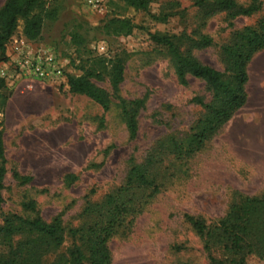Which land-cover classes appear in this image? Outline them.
<instances>
[{
    "label": "rangeland",
    "instance_id": "1",
    "mask_svg": "<svg viewBox=\"0 0 264 264\" xmlns=\"http://www.w3.org/2000/svg\"><path fill=\"white\" fill-rule=\"evenodd\" d=\"M6 1L0 0V8ZM237 1L245 6L260 2L261 10L252 17L236 18L230 27L225 12L203 25L194 0H153L147 12L136 11L122 0H103L100 8L88 0H49L58 16L45 21L40 38L27 39L21 23L5 52H0V78L3 71L7 74L0 100L7 169L2 210L35 216L24 205L34 201L36 212L46 221L60 217L67 230L62 251L68 249L73 241L70 229L93 220L84 208L124 185L131 167L143 161L158 139L173 132L189 133L203 114L193 99L209 100L200 79L189 77L187 84L179 81L167 48L153 43L148 33L190 34L200 29L215 44L194 50V55L224 70L220 46L230 39L232 30L256 26L264 17V0ZM162 7L174 15L156 23L151 15L159 14ZM183 7L188 8L186 12ZM113 17L129 18L145 29L128 36L108 35L103 26ZM21 41L54 52L65 65V81L49 83L18 72L12 60ZM100 43L110 56L118 54L125 66L116 91L106 75L92 78L110 95L107 111L72 92L67 78L101 68L94 64ZM249 75L246 105L190 159L170 157L161 166L159 193L110 239L112 264H209L203 241L186 214L216 221L237 193H264V51L250 65ZM117 95L145 100L136 139L129 138ZM21 175L32 180L23 182ZM6 250L2 247L3 253ZM214 255L227 257L220 248ZM247 262L264 264L256 255L248 256Z\"/></svg>",
    "mask_w": 264,
    "mask_h": 264
},
{
    "label": "trees",
    "instance_id": "2",
    "mask_svg": "<svg viewBox=\"0 0 264 264\" xmlns=\"http://www.w3.org/2000/svg\"><path fill=\"white\" fill-rule=\"evenodd\" d=\"M122 1L142 12L149 11L153 3V0ZM178 5L181 6L180 3ZM193 6L200 10L203 25L210 17L225 12L230 18V27L235 26L236 18L252 17L261 10L260 2L245 6L237 0H194ZM187 9L183 7L182 11L186 12ZM168 10L162 7L159 14L151 15L153 21H168L174 15ZM57 16V9L49 0H7L0 8V52H5L21 23L24 36L29 40H37L42 35L45 21ZM103 29L111 36H128L145 28L129 18L113 17L105 22ZM148 34L157 46L167 48L182 84H187L189 77L205 83L209 100L202 96L193 99L203 109L202 116L189 133L179 135L173 132L158 139L143 161L131 167L124 185L107 195L103 201L88 204L84 211L93 220L70 229L73 241L65 251L62 248L67 230L60 217L52 222L46 221L36 212L34 201L24 205L26 210L36 213L35 216L5 213L1 208L7 169L3 122L0 120V264H112L108 245L110 239L120 227L132 222L135 215L143 210V206L159 193L162 186L159 179L162 175L161 166L166 160L170 157L190 159L246 105L249 67L255 57L264 51V17L256 26L232 30L230 39L220 46L224 70L205 64L194 55V50L210 48L215 44L214 38L200 29L190 34ZM94 64L101 68L98 70L94 67L84 75H68V85L72 92L87 96L107 111L111 107L110 95L92 78H103L106 75L116 91L124 79V62L118 54L113 57L103 54L97 57ZM5 86V79L0 78V100ZM117 96L129 138L136 139L140 128V109L145 100H126ZM19 178L23 182L32 180L31 176L21 175ZM185 217L203 241L209 264H248L247 258L250 255L264 260V193H237V198L231 202L227 212L216 221L192 214H186ZM4 246L7 248L5 253L2 252ZM218 248L227 257L215 256L214 251Z\"/></svg>",
    "mask_w": 264,
    "mask_h": 264
},
{
    "label": "built area",
    "instance_id": "3",
    "mask_svg": "<svg viewBox=\"0 0 264 264\" xmlns=\"http://www.w3.org/2000/svg\"><path fill=\"white\" fill-rule=\"evenodd\" d=\"M103 0H88V3L94 8H100ZM17 46L18 55L12 60V64L21 74L27 77L49 82L59 83L66 79L65 65L61 59L48 49H34L21 41ZM98 54H108V49L102 43L96 46ZM2 77L6 78L7 74L3 71Z\"/></svg>",
    "mask_w": 264,
    "mask_h": 264
}]
</instances>
